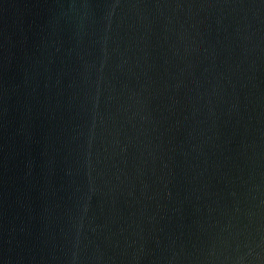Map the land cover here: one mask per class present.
Masks as SVG:
<instances>
[{
	"label": "water",
	"instance_id": "1",
	"mask_svg": "<svg viewBox=\"0 0 264 264\" xmlns=\"http://www.w3.org/2000/svg\"><path fill=\"white\" fill-rule=\"evenodd\" d=\"M0 264H264V0H0Z\"/></svg>",
	"mask_w": 264,
	"mask_h": 264
}]
</instances>
